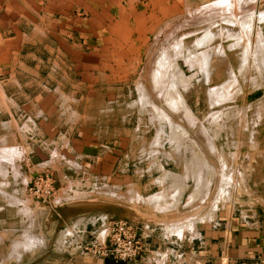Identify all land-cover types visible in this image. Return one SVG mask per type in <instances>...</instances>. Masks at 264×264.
Here are the masks:
<instances>
[{"label":"rangeland","instance_id":"obj_1","mask_svg":"<svg viewBox=\"0 0 264 264\" xmlns=\"http://www.w3.org/2000/svg\"><path fill=\"white\" fill-rule=\"evenodd\" d=\"M263 14L264 0H0V264H53L50 210L70 201L134 205L151 239L184 246L185 225L259 193ZM101 215L62 230L88 219L101 235Z\"/></svg>","mask_w":264,"mask_h":264},{"label":"crops","instance_id":"obj_2","mask_svg":"<svg viewBox=\"0 0 264 264\" xmlns=\"http://www.w3.org/2000/svg\"><path fill=\"white\" fill-rule=\"evenodd\" d=\"M262 181H264V177ZM260 188L262 190L250 195L241 204L242 207L237 205L230 211L218 212L214 219L211 217L212 220L207 219L209 222L206 223L203 219L199 220L204 222L195 225L194 232L191 227L185 225L186 223L183 224L187 226L185 230L189 232L188 240L184 244L185 251L189 254L193 252L195 255L194 262L191 261L189 264H264V185H260ZM162 191L165 189L162 188L157 193ZM167 201L170 204L173 199L168 198ZM130 207L135 209L134 205ZM175 207L176 205L164 210L157 209V211H167ZM98 219L103 226L106 216ZM83 220H87L85 222L90 221L88 219ZM83 220H75L72 225L60 232V249L58 250L61 254L56 257L55 264H155L149 260V256L146 254L153 248L154 250L160 248L159 238L156 240L148 239L140 256L120 263L77 252L72 248H64L62 242L67 235H75L81 229L84 231L83 223H81ZM94 220L95 218L91 221ZM174 227L176 226L165 228V230L176 235H183L184 229L178 232ZM93 231L100 234L101 230Z\"/></svg>","mask_w":264,"mask_h":264},{"label":"built area","instance_id":"obj_3","mask_svg":"<svg viewBox=\"0 0 264 264\" xmlns=\"http://www.w3.org/2000/svg\"><path fill=\"white\" fill-rule=\"evenodd\" d=\"M103 234L84 231L67 235L62 245L70 246L75 251L85 252L92 256L108 259L116 263L126 262L140 256L145 242L150 239V230L126 221H106L102 226ZM62 231V230H61ZM180 239V238H179ZM160 248L151 250L146 255L155 264H189L194 262L195 255L185 251L180 240L159 238ZM200 244V242H199Z\"/></svg>","mask_w":264,"mask_h":264},{"label":"water","instance_id":"obj_4","mask_svg":"<svg viewBox=\"0 0 264 264\" xmlns=\"http://www.w3.org/2000/svg\"><path fill=\"white\" fill-rule=\"evenodd\" d=\"M92 213L107 215L108 221L126 220L137 227L143 223L136 209L120 203L103 201H70L56 205L50 210L49 218L56 221L54 233L57 234L70 219Z\"/></svg>","mask_w":264,"mask_h":264},{"label":"bare ground","instance_id":"obj_5","mask_svg":"<svg viewBox=\"0 0 264 264\" xmlns=\"http://www.w3.org/2000/svg\"><path fill=\"white\" fill-rule=\"evenodd\" d=\"M260 14H261V13H260ZM263 15H264V14H263ZM254 18H255V17H254ZM258 18H259V17H258ZM262 18H263V17H262ZM247 20H248V19H247ZM250 20L252 21V19H250ZM250 20H249V21H250ZM259 20H260V19H259ZM251 21H250V23H251ZM256 21H258V19H257ZM253 22H255V21L253 20ZM248 23H249V22H248ZM248 23L246 24L247 26H248ZM249 25H250V24H249ZM253 25H254V24H253ZM253 25H251V26H253ZM251 26H249L250 29L252 28ZM247 30L249 31V29H247ZM247 30H246V31H247ZM254 30H255V32H256V29H254ZM246 31H245V32H246ZM249 32H251V31H249ZM249 32H248L247 34H252V32H251V33H249ZM256 33H257V32H256ZM256 33H255V34H256ZM245 34H246V33H245ZM255 34H254V35H255ZM257 34H258V33H257ZM257 34H256V35H257ZM243 35H244V34H243ZM258 35H259V34H258ZM258 35H257V36H258ZM241 36H242V35H241ZM249 36H250V35H249ZM206 38H207V37H206ZM206 38H204V39H206ZM257 38H258V37H257ZM202 39H203V38H202ZM242 39H243V38H242ZM258 40H260V38H259ZM207 41H208V40H207ZM207 41H206L205 43H207ZM260 41H261V40H260ZM202 42H203V40H202ZM205 43H204V44H205ZM246 43H247V42H246ZM262 43H263V42H262ZM259 44H260V42H259ZM245 45H246V44H245ZM260 45H262V44H260ZM260 45H259V46H260ZM180 46H181V45H180ZM249 46H250V45H249ZM252 46H253V45H251V47H252ZM257 46H258V44H257ZM176 47H177V46H176ZM178 47H179V46H178ZM251 47H249V48H251ZM262 47H263V46H262ZM245 48H247V47L245 46ZM252 48H253V47H252ZM258 49L261 51V50H262L261 46H260V48L257 47V50H258ZM245 50H246V49H245ZM245 50L243 51V52H244V53H243V55H244V56H243V59H244V62H243V63H244V65L241 67V70H240V71H242V70L244 69V66H245V68H246V65H248V63H249V62H248V59L250 58V56H251V57L253 56V58H256V56H257V55H255V57H254V55H252V53H254V52L250 53V51L248 52V49H247V51H245ZM249 50H250V49H249ZM251 50H252V49H251ZM255 50H256V49H255ZM260 51H259V53L263 52L264 50L261 51V52H260ZM204 52H205V51H204ZM201 54H202V53H201ZM203 54H205V53H203ZM203 54H202V55H203ZM255 54H256V52H255ZM197 55H199V54H197ZM202 55H201V56H202ZM261 55H262V53H261ZM188 56H189V55H188ZM194 56H195V53H194ZM259 56H260V54H259ZM190 57H191V56H190ZM192 57H193V56H192ZM192 57H191V58H192ZM191 58H190V60H191L190 62H193ZM195 58H196V57H195ZM253 58H251V60H252ZM257 58H258V57H257ZM257 58H256V59H257ZM196 59H197V58H196ZM205 59H206V56L203 55L202 58H201V61H204ZM259 59H260V58H259ZM188 60H189V59H188ZM193 60H194V59H193ZM197 60H198V59H197ZM197 60H196V61H197ZM255 61H256V60H255ZM199 62H200V61H199ZM247 62H248V63H247ZM252 62H253V65H254V60H253ZM252 62H251V63H252ZM258 62H259V61H258ZM261 62H262V61H261ZM261 62H260V63H261ZM202 63H203V62H202ZM193 64H194V63H193ZM262 64H263V67H264V63H263V62H262L260 65H262ZM156 65H157V64H156ZM251 65H252V64H251ZM253 65H252V67H253ZM255 65H256V64H255ZM260 65H259V66H260ZM191 67H192V66H191ZM254 68H255V67H254ZM247 69H248V66H247ZM163 70H164V69H163ZM167 70H168V69H167ZM245 70H246V69H245ZM255 70H257V69H255ZM260 71H261V70H260ZM160 72H161V71H160ZM168 73H169V72H168ZM172 74H173V73H172ZM257 74H258V73H257ZM158 75H159V74H158ZM164 76H165V75H164ZM163 80H164V79H163ZM163 80H162V81H163ZM188 81H189V80H188ZM178 82H180V81H178ZM230 83H231V82H230ZM159 84H160V83H159ZM170 85H171V84H170ZM177 85H178V84H177ZM185 85H186V84H185ZM175 87H176V86H175ZM226 87H228V85H227ZM221 88H222V87H221ZM223 88H224V86H223ZM224 89H225V88H224ZM224 89H223V90H224ZM214 90H215V89H214ZM174 91H175V90H174ZM174 91H173V92H174ZM217 91H218V90H217ZM221 91H222V90H221ZM224 91H226V90H224ZM176 92H177V91H176ZM222 92H223V91H222ZM228 92H229V90H228ZM171 93H172V92H171ZM211 93H212V92H211ZM217 93H218V92H217ZM167 94H168V93H167ZM169 94H170V93H169ZM223 94H224V93H223ZM174 96H175V95H174ZM176 96H177V95H176ZM219 96H220V95H219ZM172 98H173V97H172ZM177 98H178V96H177ZM174 99H175V98H174ZM178 99H179V98H178ZM179 101H180V99H179ZM180 105H181V104H180ZM180 109H181V108H180ZM173 131H174V130H173ZM176 133H177V132H176ZM179 135H181V133H180ZM173 137H174V136H173ZM200 177H201V176H200ZM177 185H178V184H177ZM198 187H199V186H198ZM176 193H177V192H176ZM198 193H199V192H198ZM175 196H176V195H175ZM162 197H163L162 194L156 196L155 199H154L155 201H154L153 203L151 202V204H153V205L156 206V203H157V202H160L161 200H164ZM153 198H154V197H152V199H153ZM147 200H148V199H147ZM174 200H176V198H175ZM174 202H175V201H174ZM176 203H177V202H176ZM153 205H152V206H153ZM158 206H160V205H158ZM164 206H165V205H164ZM166 206H167V205H166ZM166 206H165V207H166ZM155 208H157V206H156ZM159 208H160V207H159ZM161 208H162V206H161ZM164 209H165V208H164ZM213 209H214V208H213ZM209 215H210V214H209ZM101 217L103 218V215H101ZM207 218H208V217H207ZM208 219H209V218H208ZM193 226H194V225H193ZM186 227H187V226H186ZM172 234H173V233H172ZM180 237H182L181 234H180Z\"/></svg>","mask_w":264,"mask_h":264}]
</instances>
